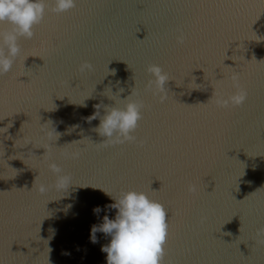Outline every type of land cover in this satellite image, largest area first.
I'll use <instances>...</instances> for the list:
<instances>
[{"label":"water","instance_id":"95a60500","mask_svg":"<svg viewBox=\"0 0 264 264\" xmlns=\"http://www.w3.org/2000/svg\"><path fill=\"white\" fill-rule=\"evenodd\" d=\"M18 44L0 75V264H106L111 237L93 243L92 226L115 217L106 192L128 189L168 212L162 264H264V0H76ZM148 64L169 74L164 103L145 90ZM234 71L247 99L217 107ZM133 87L143 146H101L99 118H86ZM50 162L70 174L66 190Z\"/></svg>","mask_w":264,"mask_h":264},{"label":"clouds","instance_id":"9594fccd","mask_svg":"<svg viewBox=\"0 0 264 264\" xmlns=\"http://www.w3.org/2000/svg\"><path fill=\"white\" fill-rule=\"evenodd\" d=\"M76 6V0H0V25L7 24L8 28H0V75H5L12 70L16 58L21 49L18 39H31L34 36V28L39 25L46 11L56 14L67 12ZM178 44H183L185 36L182 31L177 35ZM93 65L89 61H83L78 65L80 73L91 72ZM146 72L150 78L145 83V90L150 91L158 101L164 103L168 99L165 87L170 80L169 74L162 70L158 64H148ZM231 86L234 91L227 96L215 94L217 107H239L247 99V90L240 83L238 72H233ZM120 89L119 92H123ZM138 92L133 87L130 95L120 99L119 95L108 96L114 100V105H96V111L87 117V121L99 118V125L94 131L104 139L99 143L103 147L114 144L136 143L143 146V141L134 135L142 117V109L146 106L138 97ZM86 106V105H83ZM104 108L101 115L99 109ZM45 135H50L45 129H41ZM80 151L67 153L68 158L78 159ZM49 170L55 175L54 186L58 191L66 190L71 183V176L55 162L48 164ZM36 191L44 194L48 186L41 183L35 186ZM187 191L195 194L197 187L189 183ZM112 197L114 203L106 205L105 209H116L113 219L107 215L102 223L92 226L91 240L96 243V232H102L111 237L107 245L101 246V251L106 253V264H162L165 253V244L169 235L167 223L168 212L157 200L150 198L145 192L128 189ZM103 209L99 206L93 209L99 214ZM203 219V217H202ZM257 242L264 244V226L257 230Z\"/></svg>","mask_w":264,"mask_h":264}]
</instances>
